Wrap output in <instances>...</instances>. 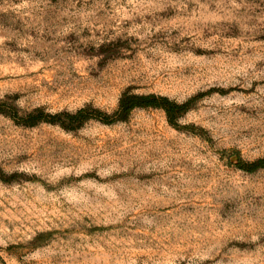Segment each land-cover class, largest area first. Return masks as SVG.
<instances>
[{"label":"rangeland","instance_id":"374dc122","mask_svg":"<svg viewBox=\"0 0 264 264\" xmlns=\"http://www.w3.org/2000/svg\"><path fill=\"white\" fill-rule=\"evenodd\" d=\"M261 158L264 0H0V264H264Z\"/></svg>","mask_w":264,"mask_h":264},{"label":"trees","instance_id":"16d2710c","mask_svg":"<svg viewBox=\"0 0 264 264\" xmlns=\"http://www.w3.org/2000/svg\"><path fill=\"white\" fill-rule=\"evenodd\" d=\"M136 108L141 109H161L165 112L167 121L171 125H176L175 121L178 117L186 113L189 110V106L187 103L178 104L177 102L169 99L166 96L148 94V95H129L123 94L120 99L119 107L117 110V114L120 115L117 120H124L132 110ZM87 111L85 109H81L74 116L75 120H87L89 118H98L93 117L91 115L86 114ZM30 118H33L37 121H44L43 112L41 110L33 113ZM102 120V119H101ZM103 122H110L108 119H104ZM238 168L246 171V172H255L260 169H264V158L257 159L252 162L239 163Z\"/></svg>","mask_w":264,"mask_h":264}]
</instances>
